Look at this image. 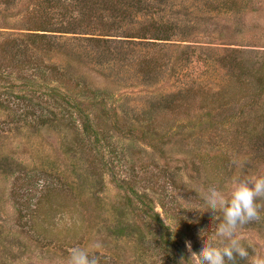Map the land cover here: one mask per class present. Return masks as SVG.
<instances>
[{
  "label": "rangeland",
  "instance_id": "rangeland-1",
  "mask_svg": "<svg viewBox=\"0 0 264 264\" xmlns=\"http://www.w3.org/2000/svg\"><path fill=\"white\" fill-rule=\"evenodd\" d=\"M50 1L0 0V43L16 39L19 59L0 70V264H68L76 247L98 264H169L154 213L195 264L222 217L184 202L264 177V0ZM42 25L50 41L33 39ZM82 112L97 142H76ZM48 191L49 218L31 216ZM256 202L235 236L264 258Z\"/></svg>",
  "mask_w": 264,
  "mask_h": 264
},
{
  "label": "clouds",
  "instance_id": "clouds-1",
  "mask_svg": "<svg viewBox=\"0 0 264 264\" xmlns=\"http://www.w3.org/2000/svg\"><path fill=\"white\" fill-rule=\"evenodd\" d=\"M258 198H264V177L236 178L228 198L215 185H210L200 193L198 201L184 202L185 209L198 212L206 205L210 210L218 211L222 217V222L211 236L201 234L200 246L192 250L195 264H226V261L236 264L237 257L250 260V264H264L262 257H249L248 250L235 236L239 226L260 219ZM180 261L187 264L184 257ZM68 264H98V259L87 250L76 247L70 249Z\"/></svg>",
  "mask_w": 264,
  "mask_h": 264
},
{
  "label": "trees",
  "instance_id": "trees-1",
  "mask_svg": "<svg viewBox=\"0 0 264 264\" xmlns=\"http://www.w3.org/2000/svg\"><path fill=\"white\" fill-rule=\"evenodd\" d=\"M50 3H53V0H51ZM31 31H33V33H34L32 35L34 40L40 39V40H48V41H50L49 39L51 37H49V35H47V33L53 32V31H50L46 25H42L41 28L36 27ZM37 32H42L43 34H35ZM57 33L70 34L68 31L57 32ZM71 34H73V33H71ZM158 38L159 37H157L156 40H162V39H158ZM16 42H18L16 39H13V40L10 39V40H6L5 42L0 43V46H1L0 47V62H1V59L4 62V64L2 66H0V70L2 73H6L8 71V68H10V69L16 68L17 65L15 63L19 62L17 53L13 52V50H12V49H15V45H16L15 43ZM5 48H11V49L8 50V52L7 51L5 52ZM18 51H20V50H18ZM11 53H12V56H11ZM25 64H23V65H25ZM51 92L54 93V97H56L59 100L60 104L64 103V104L70 105L69 102L71 101V98L68 95H66L65 93H61V92L59 93L58 89L57 90L53 89V90H51ZM227 94H229V92H223V93L220 92L218 94L217 99L218 100H221L223 98L228 99ZM231 94H233V92L230 93V95ZM234 97H236V94L234 95ZM70 106H72L74 108L76 113H79L81 110L80 103L71 104ZM81 116H82V122L85 125H84L83 132L80 134L81 136H79V138L76 140V142L84 143L85 137L82 138L83 134H85V136H87V137H90L91 135H93L95 138V141L97 142L99 139V132L92 129V127L89 124L90 122H89L88 117H87L85 112H82ZM79 143H78V145L80 147H83V145L79 144ZM57 197L58 196L54 194V191H48V194L46 193V195L42 199L38 200L37 205L35 207V210L32 211L33 215H31V216L35 215V218L41 217L43 220L49 218L48 215L51 214V212H52L50 210V207H51V205H54L53 202L55 201V198H57ZM57 207H59V205H57ZM64 209L66 210V207H64ZM153 218H154L153 220L156 222V227H158L160 230V234H159L160 236H159V240L157 242V249L161 248V249L165 250V252H168L169 264L176 263L177 260H181V258L184 257L182 251L178 247L175 246V238L173 237L172 232L170 231V229L168 227L163 225V223L160 221L157 213L153 214ZM38 227H40V226H38Z\"/></svg>",
  "mask_w": 264,
  "mask_h": 264
}]
</instances>
